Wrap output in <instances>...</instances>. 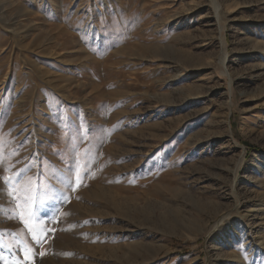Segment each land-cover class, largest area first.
Returning a JSON list of instances; mask_svg holds the SVG:
<instances>
[{
    "label": "rangeland",
    "instance_id": "obj_1",
    "mask_svg": "<svg viewBox=\"0 0 264 264\" xmlns=\"http://www.w3.org/2000/svg\"><path fill=\"white\" fill-rule=\"evenodd\" d=\"M0 264H264V0H0Z\"/></svg>",
    "mask_w": 264,
    "mask_h": 264
},
{
    "label": "snow or ice",
    "instance_id": "obj_2",
    "mask_svg": "<svg viewBox=\"0 0 264 264\" xmlns=\"http://www.w3.org/2000/svg\"><path fill=\"white\" fill-rule=\"evenodd\" d=\"M4 179H5V181L7 182V180H8L9 178H8V177H5ZM28 215H29V217H31V216L34 215V213H32V211L29 210ZM42 231H43V230H41V232H42ZM34 239L36 240L37 243H40V241H41V235H40V234L35 235V236H34Z\"/></svg>",
    "mask_w": 264,
    "mask_h": 264
},
{
    "label": "bare ground",
    "instance_id": "obj_3",
    "mask_svg": "<svg viewBox=\"0 0 264 264\" xmlns=\"http://www.w3.org/2000/svg\"><path fill=\"white\" fill-rule=\"evenodd\" d=\"M22 142V141H21ZM96 189V188H95ZM101 189V188H100ZM93 194V193H92ZM101 194V193H100ZM115 196H117V195H115ZM116 198V197H115ZM115 198H112L111 199V201L114 199V200H117V199H115ZM120 200V199H119ZM117 202V201H116Z\"/></svg>",
    "mask_w": 264,
    "mask_h": 264
},
{
    "label": "trees",
    "instance_id": "obj_4",
    "mask_svg": "<svg viewBox=\"0 0 264 264\" xmlns=\"http://www.w3.org/2000/svg\"><path fill=\"white\" fill-rule=\"evenodd\" d=\"M247 144L251 146V144H249V143H247Z\"/></svg>",
    "mask_w": 264,
    "mask_h": 264
}]
</instances>
